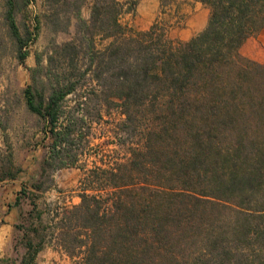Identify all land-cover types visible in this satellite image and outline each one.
Masks as SVG:
<instances>
[{
    "label": "trees",
    "instance_id": "1",
    "mask_svg": "<svg viewBox=\"0 0 264 264\" xmlns=\"http://www.w3.org/2000/svg\"><path fill=\"white\" fill-rule=\"evenodd\" d=\"M83 1L88 66L66 63L40 102L26 88V106L45 120L51 160L67 157L72 136L84 145L103 114L121 119L80 167L78 204L32 205L19 264H38L44 246L70 264H264V63L240 54L264 29V0H191L209 19L186 42L157 22L122 23L138 0ZM6 21L16 34L11 9Z\"/></svg>",
    "mask_w": 264,
    "mask_h": 264
},
{
    "label": "rangeland",
    "instance_id": "2",
    "mask_svg": "<svg viewBox=\"0 0 264 264\" xmlns=\"http://www.w3.org/2000/svg\"><path fill=\"white\" fill-rule=\"evenodd\" d=\"M8 1L0 0V225L6 224L10 229L0 238V264H19L25 252L24 231L32 227L29 218L32 205L40 209L78 204L79 180L83 176L80 167L85 170L93 167L96 154L106 149L109 123L120 121L121 116L114 110L111 115L103 114L91 125L84 145L72 136L67 157L50 159L53 138L47 132L45 120L27 108L24 91L30 87L36 103L40 102L66 63V67H73L79 55L85 57L81 71L88 66L90 42L82 37L79 23L89 19L90 3L11 0L9 5ZM161 2L138 0L134 12L125 14L121 22L136 31H146L157 22L170 39L181 41L174 37V31L184 26L186 17L194 12V3L179 0L178 7L162 8ZM9 9L16 34L6 21ZM260 34L264 40L262 30L252 36ZM73 107L70 97L61 102L62 111L72 112ZM74 117H77L75 112ZM83 132L86 134L87 130ZM81 149L84 152L79 155ZM48 248L52 251L37 257L38 264H70L60 251Z\"/></svg>",
    "mask_w": 264,
    "mask_h": 264
},
{
    "label": "crops",
    "instance_id": "3",
    "mask_svg": "<svg viewBox=\"0 0 264 264\" xmlns=\"http://www.w3.org/2000/svg\"><path fill=\"white\" fill-rule=\"evenodd\" d=\"M191 1V0H189ZM193 2V1H191ZM194 3V12H191L188 17H186L184 26L180 29L174 31V37H179L181 41H188L190 38L200 33L205 29L208 23L209 10L206 6L198 2ZM150 24V22H149ZM264 31V29H262ZM259 36H251L247 38L242 46L240 47V54L245 58H248L257 63L264 62V40ZM10 229L8 225H0V238L5 236L6 232ZM50 252L48 246H44L42 250L37 254V257L42 258L44 252ZM36 257V258H37ZM19 263V262H18Z\"/></svg>",
    "mask_w": 264,
    "mask_h": 264
}]
</instances>
